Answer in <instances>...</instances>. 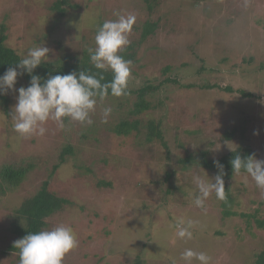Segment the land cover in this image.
<instances>
[{"label":"rangeland","instance_id":"obj_1","mask_svg":"<svg viewBox=\"0 0 264 264\" xmlns=\"http://www.w3.org/2000/svg\"><path fill=\"white\" fill-rule=\"evenodd\" d=\"M56 1L0 0L6 43L21 56L42 44L49 49L47 60L90 58L98 26L117 19L116 12L131 14L136 47L130 52L136 59L130 87L166 77L197 87L167 82L148 96L155 107L130 117L161 120L167 148L145 141L144 133L113 130L129 116L135 95H109L98 103L92 125L65 119L62 130L49 121L44 136L19 138L11 118L18 92L0 94L8 98L0 100V170L32 166L17 188L0 193V264H19L18 252L8 249L19 239L11 230L13 210L38 191L69 144L74 152L54 171L49 189L70 204L50 216L46 227L70 225L78 235L79 246L64 264H135L138 257L144 264H185L181 253L187 248L208 253L211 264H254L264 251V226L258 224L264 221V191L250 177L245 183L242 172L224 179L233 213H224L215 193L197 207L192 177L216 174L199 167L184 171L177 159L204 150L219 158L250 146L264 160V0H69L76 6L67 5L64 14L53 9ZM146 21L158 26L141 41ZM214 83L219 87L202 88ZM227 85L234 90H225ZM104 106L113 109L107 123ZM101 180L111 185H99ZM180 218L195 222L191 240L178 238L170 227Z\"/></svg>","mask_w":264,"mask_h":264},{"label":"clouds","instance_id":"obj_2","mask_svg":"<svg viewBox=\"0 0 264 264\" xmlns=\"http://www.w3.org/2000/svg\"><path fill=\"white\" fill-rule=\"evenodd\" d=\"M114 15L117 19L105 20L98 26L94 37L95 48L88 49L92 65L100 70L98 74L92 75L84 70L78 73L56 74L50 75L42 83V78L33 73L49 58V49L40 44L28 49L16 66L9 67L0 75V94H7L9 90L18 92L11 118L13 130L19 138L44 136L47 132L45 125L49 121L55 122L62 130L66 128L65 119L69 122H79L81 125H92V114L96 112L98 103L102 104L109 95L121 97L128 94L133 62L125 60L121 53L131 44L130 35L136 17L120 12ZM107 71L112 72L113 78L102 83V73ZM25 73L31 76L30 83L27 87L17 89L18 77ZM112 111L111 106L103 107L102 122L107 123V117ZM214 163L219 172L213 178L206 179L203 175L192 177V182L198 190L193 200L197 207H205L206 201L213 193L217 200L227 201L224 166L218 160ZM231 164L235 174H246L245 183L250 177L255 186L264 191V160L257 159L255 154L247 157L236 155ZM194 224L192 220L180 218L170 227L178 238L191 240ZM78 246L76 231L65 224L29 232L14 241V248L19 250V264H64L65 257ZM181 259L185 264H193L194 261L197 264H211L212 261L208 253L191 248L181 253Z\"/></svg>","mask_w":264,"mask_h":264},{"label":"trees","instance_id":"obj_3","mask_svg":"<svg viewBox=\"0 0 264 264\" xmlns=\"http://www.w3.org/2000/svg\"><path fill=\"white\" fill-rule=\"evenodd\" d=\"M69 3V0H57L55 4H53V9L60 12L61 14L66 12L67 5L76 6L75 4ZM151 9L152 7L149 6ZM158 23L155 21H146L143 25V31L141 35V41L146 40L150 35L155 33L157 29ZM6 25H0V75H3L5 71L9 67H14L21 59V55L6 43L7 34H6ZM136 47L135 43L130 44L121 55L125 60H135L136 53L134 51L130 52ZM171 67L167 66L164 69V74L170 71ZM200 68L199 71H201ZM84 70L89 74L96 75L100 72L97 70L91 63L89 57L85 58H76L73 59L70 56H65L59 58L57 60H46L45 63H42L38 66L34 73L35 75L40 76L41 82L43 83L50 75L56 74H69L72 72H79ZM205 71V70H204ZM104 80L102 83H106L112 80L113 74L111 71L103 72ZM31 76L25 73L22 76L18 77L17 84L25 82L26 87L30 83ZM173 83L185 88L197 87L195 84H186L183 85L179 82L178 79L172 77H166L163 81L158 84L146 83L142 86L134 89L129 85L128 94L123 97H130L135 95V101L133 103V107L128 110L129 116L123 117L113 128V130L118 135H130L133 131H136L137 134L144 133L145 141L153 142L160 141L163 146L168 147V143L165 137V131L162 128L161 120L150 119L146 123L143 120L136 118L130 120L132 116H139L143 114L145 111L151 110L156 106L151 103L149 100V95L153 94L161 88L163 84ZM16 84V85H17ZM212 88L219 87V84H205L202 88ZM227 91H233L234 88L232 86L223 87ZM239 93L244 95L245 97H252V92H246L244 90H238ZM111 96V95H110ZM0 100L3 102H7L8 98L6 96H1ZM162 103V102H160ZM228 137H233V132L227 133ZM74 152V148L72 145L64 146L59 154V163H57L53 170L51 171L49 177L44 180L38 189V191L27 198H25L22 204L13 210V214L11 216V230L18 236V238H22L27 235L29 232H38L40 230H44L47 227V219L50 216H53L60 210H62L67 204H70V200L60 197L56 195L54 192H51L49 189V182L54 171L60 167L62 163L66 161V157L68 155H72ZM255 154L257 156V152L250 146L239 147L233 150H230L226 154L222 155L219 158L209 157L207 151H201L198 154H189L183 157H179L177 159L178 164L183 168V170H190L194 167L203 168L209 171L214 172L216 175L219 172L214 161H219L220 164L224 166V179L229 180L234 177L235 173L231 164V160L236 155H241L242 157H247L248 155ZM31 165L28 167L15 166L13 164L4 165L0 170V193L5 194L7 191L13 190L17 188L22 181L25 179L27 173L31 169ZM172 177V174L167 172L166 180H169ZM99 185H111L109 182H105L103 180L99 181ZM228 189V187H227ZM173 193L171 190L169 193ZM232 198L230 195H227V201H223L222 205L225 207V214L229 215L231 212L228 202L231 201ZM254 217V216H253ZM258 221V220H257ZM24 223V224H23ZM260 226H264V221H258ZM26 227H25V226ZM9 250L16 251L19 254V250L14 248V244L10 245ZM135 264H144V262L138 257L135 261ZM254 264H264V251H262L258 256Z\"/></svg>","mask_w":264,"mask_h":264}]
</instances>
